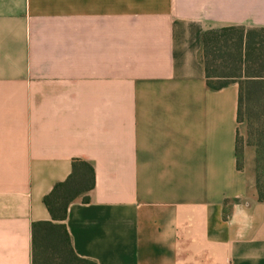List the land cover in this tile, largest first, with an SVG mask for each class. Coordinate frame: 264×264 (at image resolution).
I'll return each instance as SVG.
<instances>
[{"label": "crops", "instance_id": "crops-1", "mask_svg": "<svg viewBox=\"0 0 264 264\" xmlns=\"http://www.w3.org/2000/svg\"><path fill=\"white\" fill-rule=\"evenodd\" d=\"M264 28V0H0V264L80 159L69 206L96 264H264V203L239 167V85L213 91L208 30Z\"/></svg>", "mask_w": 264, "mask_h": 264}, {"label": "trees", "instance_id": "trees-1", "mask_svg": "<svg viewBox=\"0 0 264 264\" xmlns=\"http://www.w3.org/2000/svg\"><path fill=\"white\" fill-rule=\"evenodd\" d=\"M201 60L209 89L218 91L234 83L239 85L237 119L246 124L248 143L255 148V189L258 202L264 203V28L206 31ZM239 150L238 136V162ZM95 184L94 167L86 161L73 160L68 178L57 183L43 199L51 220L32 225L33 264H96L75 253L65 224L69 206L78 200L89 203Z\"/></svg>", "mask_w": 264, "mask_h": 264}, {"label": "rangeland", "instance_id": "rangeland-1", "mask_svg": "<svg viewBox=\"0 0 264 264\" xmlns=\"http://www.w3.org/2000/svg\"><path fill=\"white\" fill-rule=\"evenodd\" d=\"M243 129L240 138L239 163L243 170L246 171L250 179L255 183V148L250 146L247 138L246 124L243 123Z\"/></svg>", "mask_w": 264, "mask_h": 264}]
</instances>
